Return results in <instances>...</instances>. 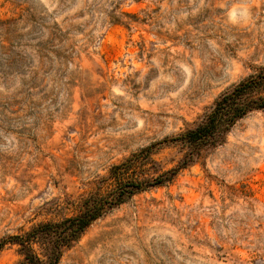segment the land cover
<instances>
[{
  "label": "rangeland",
  "instance_id": "1",
  "mask_svg": "<svg viewBox=\"0 0 264 264\" xmlns=\"http://www.w3.org/2000/svg\"><path fill=\"white\" fill-rule=\"evenodd\" d=\"M134 1L0 0V239L76 215L112 166L264 68V0ZM120 12L142 22L108 24ZM183 153L160 147L144 175ZM58 264H264V111L97 219Z\"/></svg>",
  "mask_w": 264,
  "mask_h": 264
},
{
  "label": "trees",
  "instance_id": "2",
  "mask_svg": "<svg viewBox=\"0 0 264 264\" xmlns=\"http://www.w3.org/2000/svg\"><path fill=\"white\" fill-rule=\"evenodd\" d=\"M107 17L108 24L124 28H129L132 22H142L135 15L124 12H120V17L114 14ZM258 111H264V68L219 95L210 112L193 128L142 148L112 166L108 175L112 182L110 188L103 194L95 193L84 198L76 215L56 222L39 223L21 235L2 238L0 251L10 244L17 247L20 264H58L63 252L70 249L93 222L134 195L170 183L180 170L194 164L204 150L224 144L227 134L238 121ZM168 145L184 150L178 165L154 177H146L144 168L153 164L154 151Z\"/></svg>",
  "mask_w": 264,
  "mask_h": 264
}]
</instances>
